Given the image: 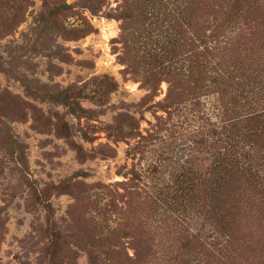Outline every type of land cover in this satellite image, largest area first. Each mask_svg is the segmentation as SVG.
Returning <instances> with one entry per match:
<instances>
[{
  "label": "rangeland",
  "instance_id": "1",
  "mask_svg": "<svg viewBox=\"0 0 264 264\" xmlns=\"http://www.w3.org/2000/svg\"><path fill=\"white\" fill-rule=\"evenodd\" d=\"M0 264H264V0H0Z\"/></svg>",
  "mask_w": 264,
  "mask_h": 264
}]
</instances>
